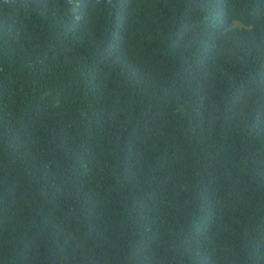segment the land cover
I'll use <instances>...</instances> for the list:
<instances>
[{
	"label": "trees",
	"instance_id": "obj_1",
	"mask_svg": "<svg viewBox=\"0 0 264 264\" xmlns=\"http://www.w3.org/2000/svg\"><path fill=\"white\" fill-rule=\"evenodd\" d=\"M0 264H264V0H0Z\"/></svg>",
	"mask_w": 264,
	"mask_h": 264
}]
</instances>
